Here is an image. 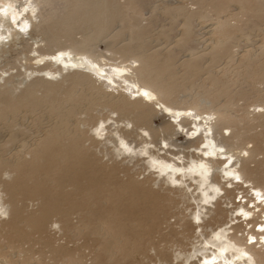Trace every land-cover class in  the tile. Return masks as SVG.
I'll return each instance as SVG.
<instances>
[{
  "label": "bare ground",
  "instance_id": "bare-ground-1",
  "mask_svg": "<svg viewBox=\"0 0 264 264\" xmlns=\"http://www.w3.org/2000/svg\"><path fill=\"white\" fill-rule=\"evenodd\" d=\"M49 1L0 0V7L12 6L7 15L0 14V80L17 61L24 73L38 74L41 81L16 98L7 92L0 97V127L9 135L0 143V264H149L153 258L158 264H264V170L259 161L264 129L256 130L264 127V92L257 90L262 101L246 110L251 116L242 123L214 110L208 97L178 104L173 93L182 84L175 83L174 52L160 59L144 48L147 31L180 25L176 43L184 44L204 35L193 27L213 17L216 35L206 33L216 49L210 57L231 58L238 40L264 34L258 21L264 18V0H191L197 6L192 10L171 0H128L124 7L140 13L117 61L115 49H106L112 50L106 55L90 44L110 27L116 5L91 1L79 24L98 21L94 36L62 44L48 30L53 22L49 12L41 14ZM230 7H239L240 17L251 11L254 18L239 26L242 18L232 15ZM32 28L49 38L44 51V37L25 44V32ZM228 42L229 49L224 47ZM181 66L184 74L192 70L195 75L190 60ZM251 68L252 63L243 65L241 71L251 73ZM260 69L252 75L264 82V65ZM68 70L71 74L63 76L69 77L70 87L56 88L48 100L34 95L42 83L48 92L52 79ZM217 82L216 75L209 76L208 83ZM37 110L55 117L43 137L13 127L17 113L35 115ZM81 114L84 119L76 118ZM80 123L88 128L81 130ZM236 123L239 132L233 133L229 128ZM103 156L114 164H101L97 159ZM139 161L174 196H160L117 175L118 163L127 171ZM239 189L246 194L236 202L233 191ZM175 202L180 203L174 214L177 226L159 231ZM253 217L259 222L252 224ZM207 223L211 227L204 231ZM48 224L56 227L53 233L62 243L54 245V237L42 236ZM23 243L27 248L20 247Z\"/></svg>",
  "mask_w": 264,
  "mask_h": 264
},
{
  "label": "rangeland",
  "instance_id": "rangeland-1",
  "mask_svg": "<svg viewBox=\"0 0 264 264\" xmlns=\"http://www.w3.org/2000/svg\"><path fill=\"white\" fill-rule=\"evenodd\" d=\"M91 1L97 0H50L49 5L44 6V8L41 9V14H43L45 10H47L51 18L53 19V22L48 27L49 32L51 34H54L56 36V39L62 44H69V42L73 38L80 39L81 37L88 34L93 35L94 31L96 30L95 26L97 25H95V23H99L98 21L95 20L92 22H85L81 25L79 24L81 22H84L81 20L84 17L85 13H88V4ZM161 1L162 0H159V3ZM171 1H173V4L182 6L184 5V7L188 8L189 10L197 7L196 4H194L191 0ZM104 2H106L107 5L117 6L115 7L116 10H113L111 12H116L117 16H115V19L113 21H111V25L106 30L105 34L99 37H92L90 40V44L95 47V50L97 52L105 53L106 55H109V52L112 51H106V49H115L114 52H112V55L115 56L117 61L119 60L118 57L120 56V53H118L120 48L122 46H126L131 42L128 36L134 30V28H132V25L135 21V17H137L140 11L137 8L133 9L131 7H124V4H126L128 0H104ZM224 9V12L227 11L226 15H228V18L232 17L229 16V7H225ZM230 10L232 15L238 16V20L242 18V21L240 20V23H238L239 26L242 25L243 21L252 20L254 18L251 11L246 12L248 16L240 17L241 15L239 16L238 14L240 12L239 7H236V9L234 10H232L230 7ZM141 14L143 13L141 12ZM147 16L148 13H145L143 15V20L141 21L142 24H146L145 18ZM119 19H121V21ZM214 19L215 18L213 17H208L207 19H201V21H203L204 23H198V25L196 26L193 25L194 27H192L194 31H196L198 34L203 33L204 35L198 38H192V40H188L187 43L183 42L184 44H182V42L176 43L178 40V36H176V34L181 28L180 25L175 26L173 29H170L167 26L156 27L157 29L155 28L154 30L147 31V33L145 34L147 38H145L144 48L147 50V52L158 53L160 59L165 56L167 52H170L171 50L174 52L175 68L178 70L174 75L175 83L182 84L179 85L181 87L183 86V88L176 87L173 93L174 99L178 102V104H184L186 103V101L191 102L199 96L208 97L210 100L212 99L213 103L216 104L213 107L214 110L219 109L220 113H222L221 115L228 117L230 116L237 120H241L242 123L243 120L245 121L247 119L246 116H251V114L246 113V110H252V108L254 107V103L262 101L257 90H261L262 92H264V82L256 81L255 77L252 74L260 72L261 65H264V54H262V43L260 42L264 34L258 33L252 35L251 37H243L242 39L238 40V42L231 47L232 51L234 52L231 58L222 57L220 59H212L210 57V54L216 49L210 46L212 44L210 43L211 41L208 40V35H206V33L210 32L211 35H216V33L213 34L215 30H213L214 28H212V24L215 22ZM258 21L260 23V27L264 29V18H260ZM230 22L235 23L236 21L232 19ZM69 25L71 27H69ZM165 28H167V31L165 30ZM164 31L168 33L166 38L162 36V32ZM25 33V44L27 45V47L28 45L32 44L34 38L44 37L40 45V50H45L44 46L48 45L47 39H49L47 36L42 35L37 28H32L30 31ZM114 34L119 35L116 38L112 39V36H114ZM9 39L10 38L6 39L4 43ZM1 43H3V41L0 38V44ZM43 43H45V45ZM229 45L230 43L228 42L224 47H227L229 49ZM19 57L22 64H24V59L22 58L24 57V54L20 55ZM251 57L252 59L250 60ZM187 60L193 62L196 67L194 68L195 75H193L194 73L192 72V70L191 73H188H193L192 75L188 76V78H190L188 79V81L187 79H185L187 78L188 74H184L185 70L182 69L181 66L182 63ZM250 63H252V68L250 70L251 73L242 72L241 70L243 69V65H249ZM70 72H72V70L62 71L61 76H57L55 79H52V81H54V85L50 86L53 88L48 89V92H46L45 89L46 87H49L48 84L42 83L34 90V95L36 97H44L46 98V100H48L50 95L52 96L53 94H55V92L57 91L55 90L56 88L70 87L69 85H71L72 82L70 81L69 77L65 76V78L63 76L71 74ZM210 75H216L220 82H217L215 84L208 83ZM40 82V76L38 74L28 75V73H24L23 67H19V63L16 61L15 65H12V67L6 70L5 75H1L0 97H3L5 95V92H7V96L16 98L22 95L28 87ZM187 83H189V88H186L184 86ZM1 106L2 104L0 103V107ZM33 115L34 113H27L24 115L23 112L17 113L14 117L13 127L21 125V129L25 131V134H31L29 132L34 130L32 134H37V137H43L47 128L53 123L55 117L40 110L36 111L34 117ZM32 118H35V120H33ZM76 118L84 119V115H76ZM36 122L40 125L37 129ZM224 125L227 126L226 124ZM238 125L239 124L236 123V127H234L235 125H233L229 129H231L233 133H238ZM79 128L83 130L85 128H88V125L87 123H80ZM263 129V126H256V130L262 131ZM8 136V129H3L0 127V143L4 139L8 138ZM85 142L88 143V141ZM9 145L12 146V143L8 144L7 146ZM262 154L263 158H261V160L259 159V161H261L264 170V152ZM262 154H260L259 157ZM97 160H99L101 164H114V162H112L111 160H107V156H103L101 158L98 157ZM254 163V161H251L249 165H253ZM118 164L120 167V171H118L117 175L120 178L126 181H131L134 185L142 186L147 189L148 187H150L152 190L157 191V194H160V196H174L173 191L166 190L164 186L160 185V181L158 179L153 180V175L148 174L147 170H143L140 167V165H142V161H139L135 167L127 171L121 169V167H123L125 164H123L122 162ZM3 177L8 178L7 175H4ZM241 191L242 189L233 191V194H236V202L241 197V194H246L245 192ZM247 195L248 196L246 197L249 198V193ZM243 199L244 197L241 198V200ZM179 205L180 203L176 202L171 204L169 213L165 216L166 221H168L170 225L167 226L168 223L166 221L161 222V229L159 231L163 232L166 231L170 226H177V216L174 214L177 212V207H179ZM30 207L31 206L29 205V208ZM53 219H55V217H53ZM74 220L75 218H73V221ZM255 222H259V220H257L256 217H253L252 224ZM210 227V224L207 223L205 225L204 231H209ZM55 230L56 227L54 225L50 226V224H48L47 230L42 234V236L50 238L51 240H53L54 237V245H58L64 240L58 238V233H53ZM242 242H244V240ZM163 243L164 241H162L160 244ZM252 244L256 245V242ZM20 247L27 248V243L21 244ZM34 249L36 250L37 248L35 247ZM8 250L10 251L11 249ZM256 250H258V248H256ZM152 252L153 250H151V253ZM37 254V252H34L33 256L36 258L39 256ZM21 257L22 255H20L19 258ZM86 260L87 262H89L88 258ZM153 260L154 261H151L149 264H158V262L155 261V258H153Z\"/></svg>",
  "mask_w": 264,
  "mask_h": 264
},
{
  "label": "snow or ice",
  "instance_id": "snow-or-ice-1",
  "mask_svg": "<svg viewBox=\"0 0 264 264\" xmlns=\"http://www.w3.org/2000/svg\"><path fill=\"white\" fill-rule=\"evenodd\" d=\"M11 7H12L11 5H8L6 7H0V14L7 15L9 12V9H11ZM13 21H15V13L14 12H13ZM61 55H63V54H61ZM144 95L148 96L149 94L147 92H145ZM245 255H246V253H245Z\"/></svg>",
  "mask_w": 264,
  "mask_h": 264
}]
</instances>
